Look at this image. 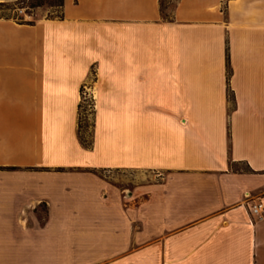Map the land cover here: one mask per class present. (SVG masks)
Returning a JSON list of instances; mask_svg holds the SVG:
<instances>
[{
    "label": "crops",
    "instance_id": "obj_1",
    "mask_svg": "<svg viewBox=\"0 0 264 264\" xmlns=\"http://www.w3.org/2000/svg\"><path fill=\"white\" fill-rule=\"evenodd\" d=\"M61 10L0 18V264H264V0Z\"/></svg>",
    "mask_w": 264,
    "mask_h": 264
},
{
    "label": "rangeland",
    "instance_id": "obj_2",
    "mask_svg": "<svg viewBox=\"0 0 264 264\" xmlns=\"http://www.w3.org/2000/svg\"><path fill=\"white\" fill-rule=\"evenodd\" d=\"M17 1L8 3L5 2L4 4L6 6L0 7V17L12 19L16 22L24 24H31L41 17H61L62 10L57 7H52L48 0H44V6L38 8H32L29 1L25 4L15 5ZM176 1L177 0H161V11L163 13V17L169 18L172 16ZM93 80L94 70L92 69L91 83H93ZM83 88L85 91L88 90V99L85 101H83L84 99L82 98ZM83 88L81 90V102L79 105L80 137L82 142L90 147L92 145V131L95 125L96 99L90 87L86 85Z\"/></svg>",
    "mask_w": 264,
    "mask_h": 264
},
{
    "label": "built area",
    "instance_id": "obj_3",
    "mask_svg": "<svg viewBox=\"0 0 264 264\" xmlns=\"http://www.w3.org/2000/svg\"><path fill=\"white\" fill-rule=\"evenodd\" d=\"M87 97H88V90L85 91L83 88L82 90V98L84 99L83 101L87 100L88 99ZM247 210L250 215L262 217L264 215V197H261L257 199V201L252 202V204L247 208Z\"/></svg>",
    "mask_w": 264,
    "mask_h": 264
},
{
    "label": "trees",
    "instance_id": "obj_4",
    "mask_svg": "<svg viewBox=\"0 0 264 264\" xmlns=\"http://www.w3.org/2000/svg\"><path fill=\"white\" fill-rule=\"evenodd\" d=\"M30 2V6L32 8H38V7H42L45 4L44 0H18L15 5H20V4H25L26 2ZM50 2V5L52 7H57L59 9H62V7L64 6V0H48ZM4 7L6 6L4 3L0 4V7ZM1 18V17H0ZM53 18V17H52Z\"/></svg>",
    "mask_w": 264,
    "mask_h": 264
}]
</instances>
